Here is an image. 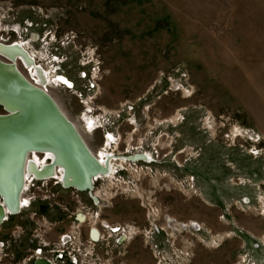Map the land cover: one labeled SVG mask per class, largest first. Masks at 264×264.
<instances>
[{"label": "rangeland", "instance_id": "obj_1", "mask_svg": "<svg viewBox=\"0 0 264 264\" xmlns=\"http://www.w3.org/2000/svg\"><path fill=\"white\" fill-rule=\"evenodd\" d=\"M14 41L88 147L118 158L91 190L29 179L0 224L9 255L264 264V0H0Z\"/></svg>", "mask_w": 264, "mask_h": 264}, {"label": "bare ground", "instance_id": "obj_2", "mask_svg": "<svg viewBox=\"0 0 264 264\" xmlns=\"http://www.w3.org/2000/svg\"><path fill=\"white\" fill-rule=\"evenodd\" d=\"M0 58L6 60L0 59V103L9 109L11 114L10 120L0 126V193L5 200L4 206L8 209L6 211L15 213L19 210V196L25 183L24 180L29 174L36 177L35 179H47L46 177L55 175L56 169L65 188L76 183L77 190L82 191L90 184L87 182L88 178H91V181L97 175L105 173L106 167L101 166L92 154L93 152L91 153L86 146L77 127L66 117L56 101L46 91L47 72L38 68L41 70L40 75L36 74L34 69L37 66H35L34 56L18 42L12 44L0 42ZM19 59L22 60L29 77H25L17 68L16 64ZM24 79L33 91L45 93L51 99L60 116L73 127L88 155L85 156L83 152L72 149L67 135L60 132L61 129L57 121L53 119L52 111L41 101L39 95L35 92L29 94L23 89V84H26L25 81L23 82ZM20 130L23 132L18 133L17 131ZM40 131H43V134ZM25 133L36 134V136L23 139L22 135ZM24 146L28 147L30 150L27 151L30 152L22 159L21 152ZM36 149L43 151L40 152L44 154L42 160L33 155L39 153L35 152ZM105 154L99 153L98 158L103 160ZM139 155L141 154L132 155L129 160H143L144 157ZM48 157L51 162H45ZM109 171L111 174L112 169ZM19 188L17 200L16 193ZM4 216L5 210L0 203V223ZM91 234L96 238L95 231Z\"/></svg>", "mask_w": 264, "mask_h": 264}, {"label": "flooded vegetation", "instance_id": "obj_3", "mask_svg": "<svg viewBox=\"0 0 264 264\" xmlns=\"http://www.w3.org/2000/svg\"><path fill=\"white\" fill-rule=\"evenodd\" d=\"M12 43H16L15 41L14 42H11V43H7V44H12ZM18 62L19 63H21L22 65H24L23 64V62H22V60L21 59H19L18 60ZM35 66H37L36 65V63H35ZM38 68H40L42 71H44V69L41 67V66H37V68H35L34 70L37 72L36 74H39L40 75V69H38ZM48 77V76H47ZM74 124V123H73ZM75 125V124H74ZM76 126V125H75ZM77 127V126H76ZM78 129V128H77ZM81 137H82V135H81ZM83 138V137H82ZM109 138H110V136H109ZM84 140V139H83ZM85 142V141H84ZM86 144V143H85ZM86 146L88 147V145L86 144ZM88 149L91 151V153L93 152L89 147H88ZM103 152L105 155L103 156V160H100L99 158H98V153L99 152ZM96 158H97V160L100 162V164H101V166H103V167H106V172L105 173H103V174H100V175H97L95 178H93V180H95V179H97L98 177H112V175H113V167H111V163H112V161L113 160H115V159H117L118 157H116L113 153H109V152H107L106 150H99L98 152H93L92 153ZM33 155H36L37 156V158L38 159H40V160H42L43 159V157H44V154L42 153L41 154V156H39V153H35V154H33ZM33 155H32V157H33ZM139 156H142V157H144L143 158V160H141V159H137V160H129V158H126V157H119V159H122V160H127V161H131V162H137V161H144V162H147L148 160H149V158H150V156H149V154H141V155H139ZM108 157H110V158H108ZM34 158V157H33ZM50 161V159H46V161L45 162H49ZM103 162V163H102ZM38 163V162H37ZM111 164V165H110ZM111 167V168H110ZM112 169V171H111V174H110V171L109 170H111ZM109 174V175H108ZM31 176V177H30ZM58 177L60 180H62L61 179V177H60V174L57 172V170L55 169V175L54 176H49V177H46L47 179L48 178H53V177ZM29 177V178H28ZM32 178H36V177H34L32 174H29L27 177H26V179L24 180V186H23V188H22V192H23V190H24V188H25V184L27 183V181L29 180V179H32ZM39 180H43V179H45V178H38ZM93 180H92V182H93ZM93 187V186H92ZM22 192H21V195L19 196V210L23 207V206H25L26 204H27V199L26 198H24L23 196H22ZM23 200V201H22ZM0 203H1V205L3 206V208H4V210H5V215H6V213H7V211H8V209H7V206H4V204H2V202H1V198H0ZM7 210V211H6ZM18 210V211H19ZM4 218H5V216H4ZM80 218H81V216H80ZM85 218V217H84ZM82 219V218H81ZM3 220V219H2ZM1 220V224H2V221ZM5 220V219H4ZM110 229L112 230V231H116V234H119V236H118V238L116 239L117 241H120V240H124L125 238H126V235L125 234H122L123 232H124V229L122 228L121 230L123 231V232H121L120 233V226H115V227H110ZM95 231V234H96V238H94L93 236H92V234L91 233H93ZM90 234H91V237L92 238H94V239H98L99 237H100V234H99V230H98V227L97 228H95V229H93L92 230V232H90ZM122 234V235H121ZM130 238V237H129ZM132 240H133V238H132ZM15 244V243H14ZM0 245H1V248L2 249H0V264H20L22 261V256H21V253H20V251H18V250H16V248L14 249V253L12 254L11 253V255H9V253H8V248L9 247H11V245L12 244H9V243H0ZM36 243H30V246L33 248V249H30V250H28V252H30V255L28 256V259L26 260V261H28V263L27 262H25L24 264H34V262H35V260H37V259H44V260H46L45 258H43L42 256H33L34 254H36V253H38V254H41V249H40V251L38 252L37 251V247H36ZM99 247V248H98ZM97 248H98V250L99 249H101V245H99V244H97ZM32 253V254H31ZM55 252H54V250H53V248L50 246V248H49V255L53 258L54 256H58V255H55L54 254ZM4 257V258H3ZM97 259H99V258H97ZM47 261V260H46ZM48 262V261H47ZM49 263V262H48ZM50 264V263H49ZM115 264H119V262H117L116 260H115Z\"/></svg>", "mask_w": 264, "mask_h": 264}, {"label": "water", "instance_id": "obj_4", "mask_svg": "<svg viewBox=\"0 0 264 264\" xmlns=\"http://www.w3.org/2000/svg\"><path fill=\"white\" fill-rule=\"evenodd\" d=\"M25 81L26 84H23V89H25V91L29 94H32L31 92H35V90L33 91V88H31V86L26 82V80L24 79L23 82ZM39 95V98L41 99V101H43V103L52 111L54 117L53 119L57 121L59 127H60V132H64L69 141L71 142V146H72V149H75L76 151H80V152H83V155H88V152L85 148V146L83 145L82 141L80 140V138L77 136V134L75 133L73 127L70 125V124H67L64 119L60 116V114L58 113V110L57 108L55 107V105L53 104V102L51 101V99L45 94V93H42V92H35ZM0 108L2 110L3 113H0V126L1 124H5L7 123L6 121L10 120V113H9V109H7L4 104L0 103ZM34 112V111H33ZM26 114H30L29 112ZM43 114V113H42ZM27 115V118L29 117ZM16 120V118H15ZM18 133H22L23 130H20V131H17ZM40 133L43 134V131H40ZM23 139H29L31 137H34L36 136V134L34 135H31V134H23ZM27 150H30L28 147H25L22 149V152H21V158H25V156L28 155V153L30 151H27ZM70 151V150H69ZM35 152H39V155H41L40 152H43L41 150H35ZM63 154V153H62ZM72 155V154H71ZM50 157H48L47 159H49ZM51 162V161H50ZM81 165L83 166V164L81 163ZM91 178H88L87 182H90V184H88L83 190H91L92 189V180L90 181ZM61 183L63 184V181L60 180ZM19 185H21V183H19ZM18 185V187H19ZM64 185V184H63ZM17 187V188H18ZM70 187H73L75 189H77L76 187V183H73ZM88 188V189H87ZM82 190V191H83ZM20 192V188L18 189L16 195H17V200H18V194ZM0 198H1V202L5 205V200L2 196V194L0 193ZM12 213V212H11ZM14 213V212H13ZM3 216V215H2ZM1 224V223H0ZM34 264H49L46 260L44 259H37L35 260Z\"/></svg>", "mask_w": 264, "mask_h": 264}, {"label": "built area", "instance_id": "obj_5", "mask_svg": "<svg viewBox=\"0 0 264 264\" xmlns=\"http://www.w3.org/2000/svg\"><path fill=\"white\" fill-rule=\"evenodd\" d=\"M32 179H33V178H32ZM32 179H31V180H32ZM31 180H30V181H31ZM45 259H46L50 264H54L51 260H49V259H47V258H45Z\"/></svg>", "mask_w": 264, "mask_h": 264}, {"label": "snow or ice", "instance_id": "obj_6", "mask_svg": "<svg viewBox=\"0 0 264 264\" xmlns=\"http://www.w3.org/2000/svg\"><path fill=\"white\" fill-rule=\"evenodd\" d=\"M65 83H67V82L65 81Z\"/></svg>", "mask_w": 264, "mask_h": 264}]
</instances>
